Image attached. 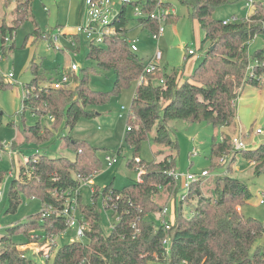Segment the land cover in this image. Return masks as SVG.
Returning <instances> with one entry per match:
<instances>
[{"label":"trees","instance_id":"1","mask_svg":"<svg viewBox=\"0 0 264 264\" xmlns=\"http://www.w3.org/2000/svg\"><path fill=\"white\" fill-rule=\"evenodd\" d=\"M157 1L147 0L143 4L145 11L152 10ZM180 2L187 6L190 17L200 22L205 31L203 45H208L191 77L184 81L181 71L168 72L165 67L146 75L144 70L149 59L144 60L131 47L125 6L113 23L116 33L105 38L102 46L90 42L87 54L88 60L101 69L114 72L115 82L111 92L95 91L90 87L89 76L94 71L93 66L78 71L79 82L75 88H54V81L58 78L40 75V67L36 63L31 66L34 77L25 84L30 93L23 98L21 117L25 122V114L29 111L38 116L39 121L25 127L20 140L12 142V145L36 142L42 147L55 138L53 128L43 126L44 117L53 118L54 129L71 130L81 119L95 116V107L118 97L140 76L146 75L149 80L146 84L137 85L128 119L131 129L124 137L126 146L134 149V155L127 164L135 166L136 163L143 167L140 178L122 189L107 186L103 192L107 199L104 206L111 209L119 220L106 233L102 213L97 206L99 189L95 188L92 193L91 204H83L81 194V215L89 222L84 236L88 240L58 245L53 257L55 264H264V222L244 216L241 207L251 193L245 181L232 178L229 174L216 177L212 184V196L202 189V179L192 183L186 200H180L174 219L170 218L172 227L169 230L155 221L164 203L180 190V184L169 175L170 171L176 170L178 149V142L171 136L170 123L181 120L221 127L222 139L211 147L212 167L218 168L222 163L219 164L217 159L220 161L223 156L236 153L233 150L235 130L232 127L236 124L237 107L233 102L239 96V89L248 84L259 86L264 83V48L250 53L247 51L248 43L258 35H264V0L257 3L256 12L249 21L228 24H224V19L215 18L214 12L222 5L233 3L232 0ZM163 4L171 3L165 0ZM13 13L12 25L0 24V42L3 44L8 33L27 20H35L32 0H17ZM176 20V14H172L167 23ZM139 24L152 34L159 25L150 18H139ZM72 40L80 47V36L75 35ZM13 47L14 44L10 46ZM251 59L260 63L256 65V76L247 72ZM161 79L164 83L159 81ZM9 86L11 83L0 74V90ZM33 87L35 91H32ZM2 115L0 113V125ZM135 121L138 126H134ZM152 131L155 132L153 141L157 146L155 156L163 154L166 148H171L172 152L152 163H146L141 158L136 162L142 142ZM62 140L63 146L74 151L72 159L47 154L36 158L32 155L27 159L28 166L21 167L16 174L13 171L8 194L10 211H16L21 204L20 192L41 199L43 209L46 206L60 209L68 191L81 187L82 179L100 170L102 161L98 148L70 135ZM123 148L120 147L118 154ZM243 151L254 165L255 175L264 174V142L255 149ZM193 198L197 199V205L192 208L191 217L185 218L183 205L189 204ZM112 206L116 208L112 209ZM133 224L136 226L133 227ZM66 230L65 218L54 213L44 216L42 211L31 215L26 222L7 227L0 234V264H38V256L28 255L19 246L34 241L44 242V235L61 234ZM20 231L27 238L17 243L12 236ZM167 236L171 237V244L166 255L163 240Z\"/></svg>","mask_w":264,"mask_h":264},{"label":"rangeland","instance_id":"2","mask_svg":"<svg viewBox=\"0 0 264 264\" xmlns=\"http://www.w3.org/2000/svg\"><path fill=\"white\" fill-rule=\"evenodd\" d=\"M17 0H0V24L12 25L14 10ZM147 0H112L115 13H119L125 6V14L129 19V39L135 41L138 46V54L144 59H150L156 52L158 46L164 52L160 70L163 67L168 72L179 70L182 73V81L191 77L197 65L200 63L201 55L204 54L207 44L203 45L205 31L196 18L190 17L188 8L180 0H169L176 9L177 20L174 22L163 23L166 32L159 40L153 37L152 32L144 29L139 24V18L135 16V7H142ZM233 3L222 5L214 12L217 19H231L236 16L238 19L245 18L252 11L246 6V0H232ZM138 3V4H136ZM32 8L35 20H27L12 33H8L4 44L0 42V74L5 81L10 82L11 86L0 90V113H2V124L0 125V191L4 188V200H0V234L4 233L7 227L18 223L26 222L31 215H35L43 210L41 199L29 197L23 192L21 204L16 211L9 210L8 194L12 176L10 172L18 173L21 167L28 166L27 159L34 155L47 154L50 157H67L72 159L75 153L70 148L63 146V137L70 135L74 139L86 140L98 148V156L102 161L99 171L93 177V184H82V203L91 204L92 189H99L97 206L103 217V229L106 233L111 230V224L116 222V217L111 209L104 206L105 187L113 186L116 189L134 183L139 180L142 166L135 163L129 166L127 161L134 155V149L127 147L124 137L129 125L128 119L130 111H120L122 106L128 109L132 106V100L137 88V81L124 89L118 96L114 97L109 103L94 108L95 116L81 119L75 128L54 129L53 118L44 117L42 123L48 129L53 128L55 137L50 143H44L42 147L37 146L36 142L24 143L20 146L13 145L15 151L14 162L10 159L7 149L1 143H11L20 140L22 130L30 125H35L39 117L27 111L26 121L21 117L23 108V98L26 94L25 84L29 83L34 74L31 66L36 63L40 67V75L47 78H59L69 68L72 63H78L79 67L86 68L93 66L94 71L89 76V85L95 91L111 92L115 82V74L112 71L101 69L95 62L88 60L89 44L91 40L82 37L80 47L73 45L71 40L78 35V27L84 23L85 19V0H32ZM36 21V22H35ZM59 35L57 45L62 49H56L52 45L53 36ZM102 46L101 42H94ZM14 44L13 48L10 46ZM52 45V46H51ZM248 53L258 48H264V35H258L248 43ZM4 46V47H3ZM189 48L196 51V54L188 55ZM201 56V57H200ZM255 64L251 59L247 66ZM251 71V70H250ZM13 74V78L9 74ZM78 72H76L77 74ZM76 74H71L72 82L69 88H75L77 81ZM239 96L234 105L237 107L236 124L232 127L236 136H241L246 143V148L255 149L262 142V136L255 135L258 127L264 130V83L259 86L246 85L238 91ZM138 126L135 121L134 126ZM172 128L171 136L178 142L176 153V170L180 173L199 174L203 170L210 171V176L202 179V189L205 194L213 195L212 184L217 176L229 174L232 178L243 180L247 183L251 193L250 198L241 207V211L246 217H253L264 222V203L260 200L264 193V174L255 175L254 165L248 159L244 151H236L234 155H225L223 161L220 158L217 162L221 164L218 168H213L212 144L222 139V128L214 127L209 123L185 122L176 120L170 123ZM244 131L240 134V131ZM155 132L149 133L148 137L142 142L138 157L146 163H152L155 159H164L172 151L171 148L165 149L160 156H155L157 149L153 141ZM124 146L121 154L118 150ZM46 147V148H45ZM234 147V146H233ZM115 156L116 162L108 166L106 156ZM234 158V160H232ZM231 168V169H230ZM181 190V189H180ZM179 197L177 194L171 196L164 205H170L168 217L174 219L178 207ZM163 205V206H164ZM197 205V199H191L190 203L183 205L185 218H190ZM158 224L161 219L155 218ZM76 229H68L59 235L58 245L63 246L72 241L87 242V237H77ZM26 234L22 231L13 234L12 239L21 243L26 241ZM36 244L29 243L19 247L27 251L28 255L38 256L40 263V248H35ZM1 247V246H0ZM48 264H55L53 258ZM150 264H161L150 262Z\"/></svg>","mask_w":264,"mask_h":264},{"label":"built area","instance_id":"3","mask_svg":"<svg viewBox=\"0 0 264 264\" xmlns=\"http://www.w3.org/2000/svg\"><path fill=\"white\" fill-rule=\"evenodd\" d=\"M66 1H72V0H66ZM165 0H158L155 4V7L150 11H145L144 6L142 7H135V16L138 18H150L158 22V29L155 33H153V37L157 40L160 39V37L165 33L166 28L163 26V23H167V20L169 18V15L176 14V9L173 7L172 4L170 5H164L163 2ZM260 0H246V6L251 9L252 13L248 14L243 19H238L235 15L232 16L231 19L224 20V24L228 23H235L240 20H247L249 21L251 16L256 12L257 3ZM120 13V12H119ZM119 13H115V7L112 2V0H85V19L84 23L78 27V36L87 37L91 42H101L103 43L105 38L113 35L116 33V28L114 26V21L118 17ZM59 40V35L55 34L52 39V45L56 49H62L60 46L57 45ZM6 41H8V38L6 37ZM73 45H76V42L71 40ZM51 45V46H52ZM132 49L134 51H138V46L135 41H132L131 45ZM196 54V51L192 48H189L188 55ZM163 59V51L160 48V46L157 47L155 54L153 57L149 59L147 62V65L145 67V73L147 74H153L157 70H160L161 61ZM255 64H250L248 67V74L250 76H256L255 69L256 65L260 64L259 61H254ZM80 69L78 63H72L69 70L71 74L78 72ZM251 70V71H250ZM146 75H142L137 79L138 85L146 84L148 83V78ZM10 78H13V74H9ZM264 77V75L262 76ZM264 79V78H263ZM161 83H164V79L159 80ZM72 82L71 75L68 72H64L61 77L56 79L54 81V88H62L69 86V84ZM26 94L25 97H27L30 93V89L26 88ZM32 91H35V87L32 88ZM120 111H130L132 113V109H128L126 106H122ZM23 110L20 114H22ZM52 118V117H49ZM130 127H127V130H130ZM243 132L240 131V134ZM255 135L263 136L264 137V130L261 127L256 128ZM5 148L7 149V153L11 160L15 158V151L13 150V145L11 143H1ZM233 148L236 151H243L247 150L246 143L242 139V137L236 136L233 138ZM2 151H0L1 153ZM226 156H223L221 159L224 161ZM141 159L139 157L135 158L136 162H139ZM105 161L108 166H112L116 162L115 156H106ZM143 169V167H142ZM96 174V172L92 173L90 176L86 177L85 179L81 180V187L82 184L85 182L86 184H93V177ZM210 171L203 170L201 173H180L177 170H172L169 172V175L174 178L175 181H177L180 184V189L177 193V196L180 200H186L187 195L189 193L191 184L198 181L199 179H203L205 177L210 176ZM14 173L13 171L10 172V176L13 177ZM81 187H78L74 190H70L67 192L66 200L64 203V206L60 209L58 208H52L51 206H46L42 212L43 215L54 213L57 216H61L65 218L66 224H67V230L68 229H76L77 237L81 238L85 236V232L89 227V222L85 220V218L81 215L80 211V195L82 194ZM95 191V188L92 189V193ZM4 188L0 191V200H4ZM107 202V199H105L104 203ZM178 202V206H179ZM261 203H264V193L263 197L260 200ZM170 205H165L158 216L159 219H161V224L164 226L166 230H169L171 226L170 217H168L170 213L169 209ZM115 209V206H112V209ZM119 220V217H116V221ZM114 224H111V229L114 228ZM136 224H133V227H135ZM1 231V228H0ZM139 230L137 229L136 232ZM62 234V233H61ZM60 234L55 235H44L42 238L44 239V242L40 241H34L31 243H34L36 245L35 248H40L41 252V258L39 264H48V262L54 257L55 252L58 248V237ZM34 237V236H32ZM29 244V243H28ZM163 244L165 246V254H169L170 251V244H171V237L167 236L163 240ZM26 247V244L24 245Z\"/></svg>","mask_w":264,"mask_h":264},{"label":"crops","instance_id":"4","mask_svg":"<svg viewBox=\"0 0 264 264\" xmlns=\"http://www.w3.org/2000/svg\"><path fill=\"white\" fill-rule=\"evenodd\" d=\"M166 32V31H165ZM163 57H164V52H163ZM237 120H238V117H237ZM244 131V129H242Z\"/></svg>","mask_w":264,"mask_h":264},{"label":"water","instance_id":"5","mask_svg":"<svg viewBox=\"0 0 264 264\" xmlns=\"http://www.w3.org/2000/svg\"><path fill=\"white\" fill-rule=\"evenodd\" d=\"M262 138H264V137L262 136Z\"/></svg>","mask_w":264,"mask_h":264}]
</instances>
